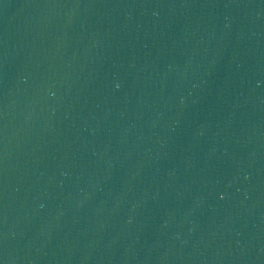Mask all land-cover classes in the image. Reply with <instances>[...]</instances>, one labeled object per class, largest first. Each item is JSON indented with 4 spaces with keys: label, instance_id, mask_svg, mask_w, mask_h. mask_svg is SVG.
Here are the masks:
<instances>
[{
    "label": "water",
    "instance_id": "95a60500",
    "mask_svg": "<svg viewBox=\"0 0 264 264\" xmlns=\"http://www.w3.org/2000/svg\"><path fill=\"white\" fill-rule=\"evenodd\" d=\"M0 264H264V0H0Z\"/></svg>",
    "mask_w": 264,
    "mask_h": 264
}]
</instances>
